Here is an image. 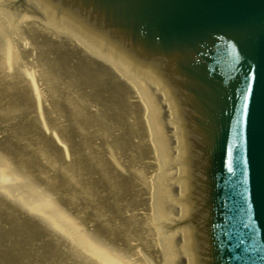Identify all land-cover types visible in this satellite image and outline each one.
I'll return each instance as SVG.
<instances>
[{
  "label": "rangeland",
  "instance_id": "1",
  "mask_svg": "<svg viewBox=\"0 0 264 264\" xmlns=\"http://www.w3.org/2000/svg\"><path fill=\"white\" fill-rule=\"evenodd\" d=\"M10 1L0 0V264H105L90 239L135 259L122 170L142 131L126 117L132 88L67 35L20 23Z\"/></svg>",
  "mask_w": 264,
  "mask_h": 264
},
{
  "label": "water",
  "instance_id": "2",
  "mask_svg": "<svg viewBox=\"0 0 264 264\" xmlns=\"http://www.w3.org/2000/svg\"><path fill=\"white\" fill-rule=\"evenodd\" d=\"M39 1L169 94L181 136L192 263L261 264L234 260L218 242L217 225L228 211L227 192L236 200L229 183L238 186L241 170L255 229L264 219V0ZM241 104L248 116L236 126Z\"/></svg>",
  "mask_w": 264,
  "mask_h": 264
},
{
  "label": "bare ground",
  "instance_id": "3",
  "mask_svg": "<svg viewBox=\"0 0 264 264\" xmlns=\"http://www.w3.org/2000/svg\"><path fill=\"white\" fill-rule=\"evenodd\" d=\"M24 6L31 10L27 12L42 15L44 27L77 39L76 43L85 47L90 56L109 64L132 88L128 97L132 98L133 107L126 117L134 115L142 131L137 135L134 155L124 160L122 170L134 179L126 184L124 199L125 209L131 214L127 231L133 226L130 233L137 239L139 249L136 258L131 259L127 248L120 255L115 253L113 245L99 246L90 239L87 244L91 252L105 264H193L187 235L181 136L169 94L161 84L88 40L39 0H25L18 8ZM16 11L21 16L20 9ZM28 19L31 16L23 20ZM9 24L2 21L1 27L5 30ZM44 74L42 70L41 76ZM54 208L53 221L63 230L71 228V220ZM38 209L43 211L40 206ZM139 229H142L140 237Z\"/></svg>",
  "mask_w": 264,
  "mask_h": 264
},
{
  "label": "snow or ice",
  "instance_id": "4",
  "mask_svg": "<svg viewBox=\"0 0 264 264\" xmlns=\"http://www.w3.org/2000/svg\"><path fill=\"white\" fill-rule=\"evenodd\" d=\"M233 72L239 71L235 65L230 66ZM250 78V77H249ZM247 95V86L243 90ZM245 172L240 171L238 186L229 183L230 187H235L236 200L226 202L228 211L217 225L218 242L222 248H229L233 251V259L237 261H248L249 259H259L264 264V241L257 237L255 226L252 222V214L249 211L248 187L245 180ZM230 181L235 177L232 170L229 173ZM242 249V251H241ZM259 252V257H250L249 253Z\"/></svg>",
  "mask_w": 264,
  "mask_h": 264
}]
</instances>
